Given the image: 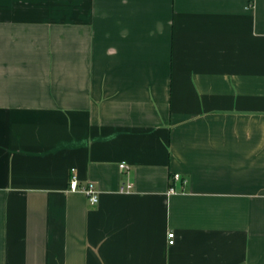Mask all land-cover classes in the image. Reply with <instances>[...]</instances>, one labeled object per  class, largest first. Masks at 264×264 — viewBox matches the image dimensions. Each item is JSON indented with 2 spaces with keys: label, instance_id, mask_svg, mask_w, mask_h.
<instances>
[{
  "label": "crops",
  "instance_id": "obj_1",
  "mask_svg": "<svg viewBox=\"0 0 264 264\" xmlns=\"http://www.w3.org/2000/svg\"><path fill=\"white\" fill-rule=\"evenodd\" d=\"M0 264H264V0H0Z\"/></svg>",
  "mask_w": 264,
  "mask_h": 264
},
{
  "label": "built area",
  "instance_id": "obj_2",
  "mask_svg": "<svg viewBox=\"0 0 264 264\" xmlns=\"http://www.w3.org/2000/svg\"><path fill=\"white\" fill-rule=\"evenodd\" d=\"M119 167L121 169H124L126 168V164L122 162L119 164ZM172 179L179 180L180 175L178 173H174L172 175ZM131 187H132V184L124 183L120 186V191L129 192L131 190ZM68 188L69 190H72V191H81L85 193L91 204H94L98 201V191L94 188L93 184L88 183V182L84 184H80L77 179V175H75L74 173H71V176L69 178ZM169 192H174V187L172 185L169 187ZM167 237H168V243L172 244L174 242V232L169 231L167 234Z\"/></svg>",
  "mask_w": 264,
  "mask_h": 264
}]
</instances>
